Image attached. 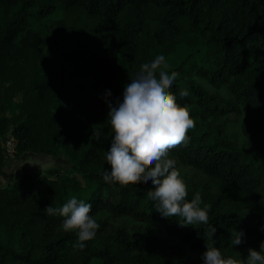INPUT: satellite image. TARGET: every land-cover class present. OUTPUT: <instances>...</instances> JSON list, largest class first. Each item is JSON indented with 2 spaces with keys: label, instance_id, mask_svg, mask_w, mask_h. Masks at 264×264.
<instances>
[{
  "label": "trees",
  "instance_id": "trees-1",
  "mask_svg": "<svg viewBox=\"0 0 264 264\" xmlns=\"http://www.w3.org/2000/svg\"><path fill=\"white\" fill-rule=\"evenodd\" d=\"M158 55L178 73L168 91L194 120L169 158L186 199L198 192L208 206V224L163 216L147 196L151 181L103 180L114 136L108 104L122 102ZM8 136L14 154L61 157L69 168L19 172L0 185V264H204L206 243L237 260L259 251L264 0H0V173ZM73 196L99 224L83 248L64 217L44 211Z\"/></svg>",
  "mask_w": 264,
  "mask_h": 264
},
{
  "label": "clouds",
  "instance_id": "clouds-1",
  "mask_svg": "<svg viewBox=\"0 0 264 264\" xmlns=\"http://www.w3.org/2000/svg\"><path fill=\"white\" fill-rule=\"evenodd\" d=\"M169 65L163 55H158L150 63H144L135 78L125 85L122 102L109 103L108 123L114 133L106 154L110 171L103 174V180L120 185L152 182L153 188L147 196L156 203V210L165 217L183 218V226L196 223L208 224L207 207L201 208V196L197 192L191 201L187 185L176 169V162L169 158V152L181 143H186L187 133L194 127L187 106L177 103L176 96L168 89L173 85L178 73L168 71ZM181 90V98L188 96ZM107 95H111L110 92ZM92 205L70 198L62 207L48 205L47 215L64 217L62 228L75 232L76 247H85L86 241L95 237L99 228L97 221L89 213ZM216 228L209 227V239L215 236ZM233 245H240L244 232L235 231ZM203 254L204 264H264V243L260 250L249 248L243 260L224 258L221 251L211 243H206Z\"/></svg>",
  "mask_w": 264,
  "mask_h": 264
},
{
  "label": "rangeland",
  "instance_id": "rangeland-1",
  "mask_svg": "<svg viewBox=\"0 0 264 264\" xmlns=\"http://www.w3.org/2000/svg\"><path fill=\"white\" fill-rule=\"evenodd\" d=\"M13 143L14 140L10 136L2 141V145L7 152V159L3 171L0 173V185L15 178L19 172L35 177L51 166H58L64 171L69 168V165L61 157L54 158L50 155L36 154L29 151L14 154ZM262 255L264 254L262 253ZM243 259H246V257L239 258V260Z\"/></svg>",
  "mask_w": 264,
  "mask_h": 264
}]
</instances>
